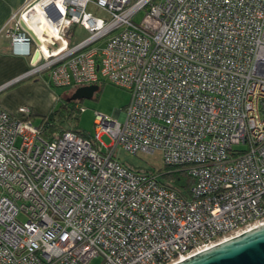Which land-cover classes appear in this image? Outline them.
Here are the masks:
<instances>
[{
  "label": "built area",
  "instance_id": "obj_1",
  "mask_svg": "<svg viewBox=\"0 0 264 264\" xmlns=\"http://www.w3.org/2000/svg\"><path fill=\"white\" fill-rule=\"evenodd\" d=\"M38 14L36 44L18 20ZM73 24L87 36L70 44ZM2 30L30 67L0 90L101 75L129 100L122 116L96 113L93 139H45L29 107H0V264H174L264 223V0H27ZM118 147L159 151L193 178L188 195Z\"/></svg>",
  "mask_w": 264,
  "mask_h": 264
},
{
  "label": "rangeland",
  "instance_id": "obj_2",
  "mask_svg": "<svg viewBox=\"0 0 264 264\" xmlns=\"http://www.w3.org/2000/svg\"><path fill=\"white\" fill-rule=\"evenodd\" d=\"M93 12L94 14L102 15L100 12ZM142 16L143 11L141 10L134 15L133 20L138 23ZM31 19L33 18L31 17ZM26 23L41 39L48 35L46 29L43 32L37 30L35 26L38 25L34 21L28 19ZM69 32L67 38H69L70 44H75L87 36L86 29L78 24H73ZM94 45L103 46V42L98 40ZM45 78H47L45 75L44 77L41 75L24 77L9 85L10 87L7 86L3 88L4 90H0V102L6 103L10 109L12 108L6 111L11 116L17 117V114H13L12 111L17 110L18 106H27L31 109L32 121L35 125H40L44 117L51 115L52 122L56 125L77 129L93 139L96 113L112 117L114 112L118 111V116H122L129 100V91L127 89L110 83L101 75H99V80L96 83L98 88L90 98L72 99V101H67L66 99L70 97L72 90L75 88L46 87L43 84V82L45 83ZM64 101L68 102V108L64 107ZM81 107L84 108L83 111L79 110ZM100 139L105 144L110 143V139L106 135H102ZM103 149L101 147V150ZM115 156L127 166L149 167L157 172L165 170L159 151L153 154L134 155L118 147ZM20 219H23V217H20ZM99 262L100 258H95L89 264H98Z\"/></svg>",
  "mask_w": 264,
  "mask_h": 264
},
{
  "label": "water",
  "instance_id": "obj_3",
  "mask_svg": "<svg viewBox=\"0 0 264 264\" xmlns=\"http://www.w3.org/2000/svg\"><path fill=\"white\" fill-rule=\"evenodd\" d=\"M19 25L39 44L35 32L29 28L23 19L18 20ZM35 50L31 62L38 56ZM96 84L83 85L75 88L68 100L90 98ZM118 114V111H115ZM174 264H264V223L228 238L202 251H199Z\"/></svg>",
  "mask_w": 264,
  "mask_h": 264
},
{
  "label": "crops",
  "instance_id": "obj_4",
  "mask_svg": "<svg viewBox=\"0 0 264 264\" xmlns=\"http://www.w3.org/2000/svg\"><path fill=\"white\" fill-rule=\"evenodd\" d=\"M26 1L27 0H0V86L21 75L30 67L29 57L14 53L10 45V37L5 30H2V27L10 15L20 9ZM59 43L60 41L56 40L53 44L55 46ZM43 84L49 87L48 84L44 82ZM0 107L7 111L8 109H12L2 101L0 102ZM12 113L17 114V110L12 111ZM115 115H118L117 112H114V116Z\"/></svg>",
  "mask_w": 264,
  "mask_h": 264
},
{
  "label": "trees",
  "instance_id": "obj_5",
  "mask_svg": "<svg viewBox=\"0 0 264 264\" xmlns=\"http://www.w3.org/2000/svg\"><path fill=\"white\" fill-rule=\"evenodd\" d=\"M66 100L72 101L71 99L70 100L66 99ZM67 101H64L65 108H68ZM40 129H41V135L45 139H51L55 133H61L64 130H72L85 138H90L89 135H86L77 129L64 128L59 124L56 125L54 122H52L51 115L49 117H44V119L40 123ZM129 167L136 171L152 170L154 172H157L153 168H149V167H133V166H129ZM164 168L165 170L163 172H158L160 174V182L171 187L181 195L187 196L189 193V188L193 183V178L190 175H188L187 172L184 170L174 169L172 166H166V165H164Z\"/></svg>",
  "mask_w": 264,
  "mask_h": 264
},
{
  "label": "bare ground",
  "instance_id": "obj_6",
  "mask_svg": "<svg viewBox=\"0 0 264 264\" xmlns=\"http://www.w3.org/2000/svg\"><path fill=\"white\" fill-rule=\"evenodd\" d=\"M32 18L33 19L30 18L29 20L34 21L38 25V26H35V28H37V30H39L40 32L41 31L43 32L45 30V28L41 25L42 23H41V18L39 16V14H38V16L33 15Z\"/></svg>",
  "mask_w": 264,
  "mask_h": 264
}]
</instances>
